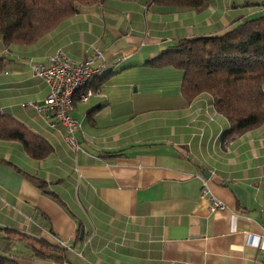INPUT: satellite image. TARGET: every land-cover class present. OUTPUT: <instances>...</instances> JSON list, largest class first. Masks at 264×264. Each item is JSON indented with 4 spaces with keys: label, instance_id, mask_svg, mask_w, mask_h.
Returning <instances> with one entry per match:
<instances>
[{
    "label": "crops",
    "instance_id": "crops-1",
    "mask_svg": "<svg viewBox=\"0 0 264 264\" xmlns=\"http://www.w3.org/2000/svg\"><path fill=\"white\" fill-rule=\"evenodd\" d=\"M263 4L213 0L196 11L106 0L34 44L0 37V115L53 148L35 160L0 140V253L19 264H264V124L229 142L210 94L188 102L183 71L147 65L181 39L263 16ZM59 49L76 61L102 54L95 94L75 99L71 113L79 151L38 109L49 88L31 64H49ZM205 184L225 210L210 211Z\"/></svg>",
    "mask_w": 264,
    "mask_h": 264
},
{
    "label": "trees",
    "instance_id": "trees-1",
    "mask_svg": "<svg viewBox=\"0 0 264 264\" xmlns=\"http://www.w3.org/2000/svg\"><path fill=\"white\" fill-rule=\"evenodd\" d=\"M105 1L0 0V37L7 45L34 44L82 7ZM153 1L170 8L202 11L213 0ZM147 65L183 71L182 95L188 102L210 94L217 113L230 123L226 135L229 142L264 124V15L220 36L181 39ZM4 69L5 60L0 58V73ZM0 140L21 143L35 160H43L53 152L47 140L9 116L0 115ZM36 183L45 188L44 182ZM39 243L49 252H62L58 247ZM0 264L19 263L0 253Z\"/></svg>",
    "mask_w": 264,
    "mask_h": 264
},
{
    "label": "built area",
    "instance_id": "built-area-1",
    "mask_svg": "<svg viewBox=\"0 0 264 264\" xmlns=\"http://www.w3.org/2000/svg\"><path fill=\"white\" fill-rule=\"evenodd\" d=\"M101 59L102 54L97 50L94 57L76 61L64 50L59 49L49 64H31L33 73L49 88L43 105L38 109L54 115V118L65 128V141L75 151L80 150L76 138L80 124L71 115L74 101L78 99L79 102L86 103L95 94V91L89 88V84L102 71V64L98 62ZM202 195L208 197L211 212L227 208L221 200L213 196L206 184Z\"/></svg>",
    "mask_w": 264,
    "mask_h": 264
},
{
    "label": "water",
    "instance_id": "water-1",
    "mask_svg": "<svg viewBox=\"0 0 264 264\" xmlns=\"http://www.w3.org/2000/svg\"><path fill=\"white\" fill-rule=\"evenodd\" d=\"M81 237H83V232L81 233Z\"/></svg>",
    "mask_w": 264,
    "mask_h": 264
}]
</instances>
